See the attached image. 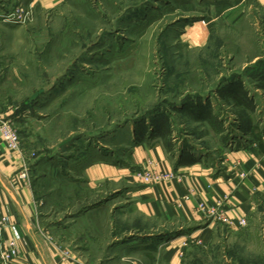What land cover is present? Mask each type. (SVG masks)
Instances as JSON below:
<instances>
[{"label":"rangeland","instance_id":"1","mask_svg":"<svg viewBox=\"0 0 264 264\" xmlns=\"http://www.w3.org/2000/svg\"><path fill=\"white\" fill-rule=\"evenodd\" d=\"M223 1L229 13L218 6ZM18 2L31 7V18L3 20ZM258 58L261 0H60L48 7L0 0V118L17 131L41 227L61 228L58 238L78 242L91 264H173L165 244L176 235L185 237L174 264H264L263 194L242 226L204 216L216 221L206 241L180 224L161 230L171 236H156L159 224L130 211L123 185L91 188L83 173L105 154L138 169L143 163L128 158L135 128L145 119L147 129L160 110L173 144H192L220 162L226 147L250 139L236 129L235 107L216 94L237 78L264 134V89L243 74ZM190 96L209 100L213 123L171 109ZM123 241L134 243L131 251L117 248Z\"/></svg>","mask_w":264,"mask_h":264},{"label":"crops","instance_id":"2","mask_svg":"<svg viewBox=\"0 0 264 264\" xmlns=\"http://www.w3.org/2000/svg\"><path fill=\"white\" fill-rule=\"evenodd\" d=\"M34 1L42 7H48L60 0ZM227 3H218V6L225 7L224 13L230 9ZM261 3L264 4V0ZM107 155H93L85 165L83 173L87 184L91 188H100L104 184L123 185V190L128 194L130 211L159 224L161 229L156 230V236H171L172 230H161L180 224L187 227L188 236L206 241L214 232L216 221L195 211L199 201L216 205L217 201L225 197V214L237 220L247 218L256 210L258 195H264V147L260 148L255 143L248 147L224 149L218 164L208 155L194 149L181 152L178 145L174 144L173 149L168 150L162 139L136 143L129 152L130 162L134 166H140L149 158L155 162L154 169L157 171L176 175L173 179L153 184L140 182L129 167L116 165L113 158ZM23 163L22 153L9 149L0 135V207L9 223L4 237L16 238L17 255L13 258V264H91L93 260L85 257L87 251L78 242L70 245L58 238L56 234H60L61 228L51 233L41 227L38 203L31 185L27 180L15 178ZM100 207H95L92 212L98 213ZM176 236L165 244L170 253L167 259L173 264L178 259L180 241L185 237ZM132 244L123 241L117 248L123 245V249L131 251ZM139 244L146 250L151 247L149 243ZM111 257L114 256L110 253L107 259ZM128 258L130 256L123 257L124 260ZM129 263L135 264L132 260Z\"/></svg>","mask_w":264,"mask_h":264},{"label":"trees","instance_id":"3","mask_svg":"<svg viewBox=\"0 0 264 264\" xmlns=\"http://www.w3.org/2000/svg\"><path fill=\"white\" fill-rule=\"evenodd\" d=\"M243 74L252 79L255 82L256 88L264 89V58H258L252 64H249L244 67ZM216 94L219 95L220 99L224 101V103H230L235 107L234 114L237 119L236 129L240 131L242 135H249L250 139L244 143H235L234 146H228L227 148H235V147H245L250 146L251 143H255L258 147H264V134L261 132L258 125L253 124L251 113L255 110L254 100L252 99L249 92H246L244 87V82L241 78H237L234 82L230 84H226L222 86V88L216 90ZM195 96H190L183 100L185 102L182 107L177 108L176 106L171 105V109L173 111L181 112L184 115H187L188 118L194 121H213L211 120V109L210 102L206 100L202 102L200 98H195V102L192 100ZM151 124L145 127L144 121L142 119L141 123L138 124L135 128L133 144L140 142H149L152 139H162L163 144L168 150L173 149V142L168 137L172 134L171 124L168 117V114L163 113L161 110L157 112V114L150 118ZM178 148L181 149V152L184 150L194 149L198 152H203L207 155V151L203 149H199L192 144L183 143L178 145ZM128 158L129 155H128ZM113 162L116 165H120L122 163L119 160L113 158ZM98 202H95V204ZM89 208L79 209L78 212L84 211Z\"/></svg>","mask_w":264,"mask_h":264},{"label":"built area","instance_id":"4","mask_svg":"<svg viewBox=\"0 0 264 264\" xmlns=\"http://www.w3.org/2000/svg\"><path fill=\"white\" fill-rule=\"evenodd\" d=\"M30 8V6L24 7L21 2H18L12 11L3 16V20L24 23L31 18ZM0 135L9 149L21 152L19 137L10 119L0 118ZM154 165L155 162L147 158L143 164L132 173L135 178L144 184H153L176 177L175 173L173 172L157 171L154 169ZM27 177L28 168L26 167L25 163H23L21 168L17 171L15 178L18 180H27ZM224 199L217 201L216 205H208L202 201H199L195 206V211L202 214L203 216L212 217L214 220L224 222L230 227L244 225L245 218L234 220L227 217L223 210ZM8 226V217L2 213V209L0 207V264H13V258L17 255L16 238L4 237V231Z\"/></svg>","mask_w":264,"mask_h":264}]
</instances>
